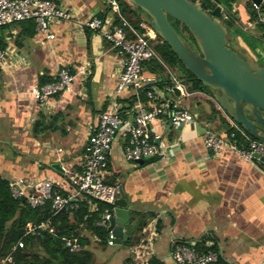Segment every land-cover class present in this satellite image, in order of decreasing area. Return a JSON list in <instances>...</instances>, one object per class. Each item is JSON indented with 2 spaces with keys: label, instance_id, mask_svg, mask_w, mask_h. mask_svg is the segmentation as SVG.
Here are the masks:
<instances>
[{
  "label": "crops",
  "instance_id": "1",
  "mask_svg": "<svg viewBox=\"0 0 264 264\" xmlns=\"http://www.w3.org/2000/svg\"><path fill=\"white\" fill-rule=\"evenodd\" d=\"M50 1L70 10L78 20L97 17L107 24L114 22L108 0ZM247 1L236 0L232 6L242 25L234 27L233 41L264 66V44L248 33L254 26L248 23ZM49 29L53 40L35 32L21 39L17 47L7 39L8 47L2 51L0 177L9 184L51 181L64 187L72 175L80 173L84 145L113 98L120 73L119 56L99 33L80 29L72 22L52 24ZM83 65L89 66L86 77L75 74ZM62 68L75 75L71 92L48 97L42 103L36 101L31 89L38 87L44 76L55 80ZM146 80L156 83L150 76ZM135 92L126 90L120 97L121 106L132 102ZM167 97L170 100L169 94ZM210 100L203 93L176 97L175 106L192 114L195 123L168 129V119L153 122L150 132L161 136L165 152L142 164L124 159L127 133L119 130L108 155L106 183L122 189L130 209L124 237L136 233L140 216H145L147 224L156 221L152 260L157 264H175L171 251L181 244L212 248L225 264H264V166L258 160L245 161L227 147L218 154L204 149L199 128L217 129L220 134L218 123L206 121ZM138 104L125 110L122 119L131 122ZM41 116L44 129L34 137L32 127ZM55 164L61 170H56ZM81 230V237L89 241L85 248L91 253L123 248L100 247L96 236ZM123 249L122 264L129 258L127 248ZM117 256L118 252L111 253L112 259Z\"/></svg>",
  "mask_w": 264,
  "mask_h": 264
},
{
  "label": "built area",
  "instance_id": "2",
  "mask_svg": "<svg viewBox=\"0 0 264 264\" xmlns=\"http://www.w3.org/2000/svg\"><path fill=\"white\" fill-rule=\"evenodd\" d=\"M199 5L194 0H188ZM112 12L118 18V24H107L102 18L89 17L84 20L76 19L68 9L54 5L50 0H0V27L32 21L35 32L46 40H53L54 35L49 26L60 22H72L78 28L99 33L120 58V73L114 89L113 98L109 101L107 109L98 118L94 132L87 138L83 148L84 158L81 172L72 175L67 184L57 187L51 181L10 184V190L14 198H24V202L31 209L43 207L49 203L52 216L60 212H76L80 202H85L94 211L96 204L107 206L103 210L97 227L105 228L109 225L110 217L115 209V201L118 197V188L106 183L108 155L115 135L122 128L127 133V143L124 149V159L130 163H138L152 157L163 156L165 149L160 150L161 136L151 133L148 126L167 115L168 121L175 129L195 123L192 114L180 107L172 106L168 115L165 104L159 103L156 96L148 92L147 98L151 102V109H146L143 104H138L131 122H127L120 116L121 95L128 89L137 91L146 82L142 75L141 64L156 54L148 40L155 41L156 35L144 22L140 27L143 34H138L134 28L120 15L118 4L115 0L107 1ZM256 7L255 5H253ZM226 18V17H225ZM127 31L134 36L128 39ZM4 53L0 51V66L3 64ZM89 66L83 65L75 71L76 75L86 77ZM74 74L68 68L58 71L56 80L42 87H34L30 93L39 103L57 92H71ZM179 90L180 95L185 93L183 85L172 77V89ZM227 121L232 128L228 138H221L205 128L202 145L211 154H218L224 147L238 154L247 162L260 161L264 166V144L254 140L250 135L227 116ZM239 139V140H237ZM258 156L257 158L255 156ZM47 223L39 225L27 224L24 236H37L40 230H44ZM157 236L156 221L146 224L137 244L128 247L127 253L133 264H152L153 243ZM107 246H114V237L111 232L107 236ZM23 248V241L19 240L12 249ZM82 249L78 239L72 238L69 252L73 253ZM171 258L175 264H225L217 253L209 250H200L195 246L176 245L171 251ZM11 258H6L10 262Z\"/></svg>",
  "mask_w": 264,
  "mask_h": 264
},
{
  "label": "trees",
  "instance_id": "3",
  "mask_svg": "<svg viewBox=\"0 0 264 264\" xmlns=\"http://www.w3.org/2000/svg\"><path fill=\"white\" fill-rule=\"evenodd\" d=\"M119 7L120 15L134 28L138 34H143L144 30L140 24L144 23L146 15L144 12L129 4L126 0H115ZM199 8L212 14L217 6H220L222 11L217 18L224 26L227 32V43H232L235 37L234 27L241 25L238 20L237 13L233 11V4L236 0H198ZM245 10L248 15V23L254 26V30L248 32L250 37L258 43L264 44V0L256 7L250 1L245 4ZM226 17V18H225ZM177 34L188 44H194V40L188 30L178 21L171 17H167ZM113 24H118L119 20L114 16ZM244 27V26H243ZM16 31L12 35V31ZM89 31V30H88ZM35 33V25L32 21H23L0 27V51H5L8 47L7 39H11L14 46H19V41L24 38L32 37ZM128 39H134V36L127 31ZM152 46L156 57L144 61L141 64L142 75L150 76L155 79L156 87L160 89L166 96L169 94L172 106L175 105L176 97L173 93H168L167 90L172 88V77L180 82L186 94L203 93L211 98L210 90L203 85L201 81L195 78L178 60L177 56L158 36L156 40H148ZM262 66L260 62H256ZM73 74V71L70 70ZM1 73V72H0ZM56 80V79H55ZM55 80H49L46 76L41 78V83L38 87L46 84H51ZM48 82V83H46ZM152 92L151 86L144 84L141 89H138L131 97L132 102L127 101V106H121L120 116L124 117V111L132 108L133 103L139 102L146 109H151L152 105L147 98V93ZM121 104V100H119ZM209 113L206 121L208 123H218L217 135L215 129L212 130L221 138H228L232 128L228 121L221 115V112L216 109L215 102L210 100ZM184 110V109H183ZM225 115V114H224ZM162 119L166 120L167 115ZM42 116L36 121L32 127V135L34 137L42 133L44 129ZM237 124V123H236ZM238 125V124H237ZM240 126V125H239ZM241 127V126H240ZM251 137V136H250ZM252 138V137H251ZM239 140V139H237ZM107 206L97 203L94 211L89 210V206L85 202H80L79 209L76 212H60L52 216L49 203L43 207L31 209L25 202H21L20 198H14L10 190L8 181L0 177V264H95L93 254L85 248L89 246V241L85 237H81L82 230L90 231L93 236L99 239V246H107L108 233L105 228L96 226L104 209ZM139 218L136 233L133 236L127 235L121 241V247L128 248L137 244L140 240L143 227L147 224L145 216ZM148 219V218H147ZM47 223L44 230H40L37 236H24L25 227L27 224L39 225ZM72 238L78 239L82 249L73 253L69 252L70 241ZM19 240L23 241V248L12 249L16 246ZM198 249L206 251L207 248L199 247ZM213 251L212 248H208ZM214 252V251H213ZM10 257V262L6 261ZM152 264H157L151 261ZM123 264H133L128 258Z\"/></svg>",
  "mask_w": 264,
  "mask_h": 264
},
{
  "label": "water",
  "instance_id": "4",
  "mask_svg": "<svg viewBox=\"0 0 264 264\" xmlns=\"http://www.w3.org/2000/svg\"><path fill=\"white\" fill-rule=\"evenodd\" d=\"M126 1L144 12L146 15L144 22L170 47L181 64L209 88L211 99L220 110L254 140L264 144V66H259L247 53L242 52L236 41L227 43L226 29L217 20L220 16V7L217 6L209 15L188 0ZM250 1L255 6L261 2ZM168 16L188 30L194 44H188L177 34L169 23ZM154 83L153 80L145 82L151 86L157 101L165 104L169 115L172 102L154 86ZM172 93L175 97H180L178 89L173 88ZM59 94L61 92L50 97ZM171 126V122L168 121V129ZM199 130L204 133L202 129ZM159 147L162 151L164 148L162 142ZM53 167L61 170L58 164ZM20 201L24 202V198H20ZM129 213L124 192L118 187L115 209L106 230L113 235L114 245H120L124 238L123 229L128 223Z\"/></svg>",
  "mask_w": 264,
  "mask_h": 264
},
{
  "label": "rangeland",
  "instance_id": "5",
  "mask_svg": "<svg viewBox=\"0 0 264 264\" xmlns=\"http://www.w3.org/2000/svg\"><path fill=\"white\" fill-rule=\"evenodd\" d=\"M194 2L200 5L198 0H194ZM113 251L118 252V256L114 259L111 258V253ZM92 253L95 264H122L125 256V251L123 248H109L100 254L95 250L92 251Z\"/></svg>",
  "mask_w": 264,
  "mask_h": 264
}]
</instances>
